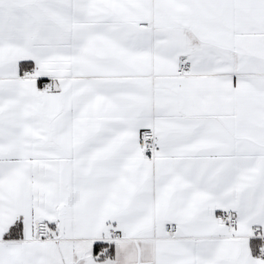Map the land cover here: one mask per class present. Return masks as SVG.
Wrapping results in <instances>:
<instances>
[{"label":"snow or ice","instance_id":"snow-or-ice-1","mask_svg":"<svg viewBox=\"0 0 264 264\" xmlns=\"http://www.w3.org/2000/svg\"><path fill=\"white\" fill-rule=\"evenodd\" d=\"M0 264H264V0H0Z\"/></svg>","mask_w":264,"mask_h":264}]
</instances>
